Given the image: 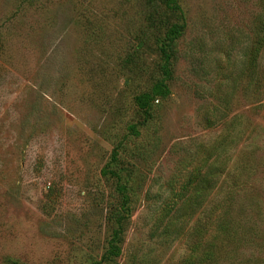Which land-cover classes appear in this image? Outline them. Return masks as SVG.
Segmentation results:
<instances>
[{
  "label": "rangeland",
  "instance_id": "374dc122",
  "mask_svg": "<svg viewBox=\"0 0 264 264\" xmlns=\"http://www.w3.org/2000/svg\"><path fill=\"white\" fill-rule=\"evenodd\" d=\"M178 3L0 0V264H264V0Z\"/></svg>",
  "mask_w": 264,
  "mask_h": 264
},
{
  "label": "trees",
  "instance_id": "16d2710c",
  "mask_svg": "<svg viewBox=\"0 0 264 264\" xmlns=\"http://www.w3.org/2000/svg\"><path fill=\"white\" fill-rule=\"evenodd\" d=\"M162 5L166 6V8L174 15L180 17L182 16V10L178 3V0H157ZM154 0H149V4L153 3ZM152 19V16H151ZM157 24H155L156 26ZM184 30V23H173L167 31L164 33L163 37L160 39V44L158 47L159 54L161 56V59L163 63L160 65V70L162 71V78L158 79L155 84L152 86L150 90L147 92H143L139 94L136 97V102L140 110L143 111V113L146 115V118H150L152 116V110L155 109V101H159L162 99H165V97L168 95V90L166 88V80L170 78V72L172 71V65L174 62V57L176 56V40L177 38L182 34V31ZM249 76L253 75L252 68L249 71ZM131 130L138 136L139 130L135 125L131 126ZM121 143L119 146H121ZM118 153V150L115 151V154ZM116 156V155H115ZM117 158V157H116ZM120 160V159H119ZM118 168L113 169V172L119 177V179H122V173L132 171V169L127 168L128 163L125 160H121V162L118 163ZM197 172V173H196ZM209 179L206 178V176H202L198 173V171L195 169V172L192 174V178L182 186L183 191L190 192L191 195L187 196V199L190 201L194 200L195 204H202V197L203 191L208 184ZM120 184V182H119ZM191 188V189H189ZM202 193V194H201ZM201 200V201H200ZM178 200L175 201L174 205L170 207L168 210L170 213L177 204ZM199 205V206H200ZM184 206V204H183ZM128 209H125V207H122L120 209H115V211L112 213V217L116 220L117 226L113 230V237L110 239L108 247L102 256V262L103 263H111L114 258L118 257L122 252L121 247V234L123 232V226L127 218V211ZM104 260V261H103Z\"/></svg>",
  "mask_w": 264,
  "mask_h": 264
}]
</instances>
